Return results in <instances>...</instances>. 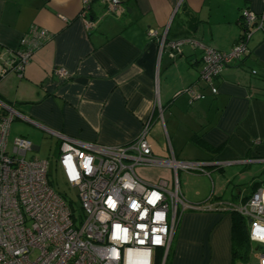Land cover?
<instances>
[{
	"label": "crops",
	"instance_id": "1",
	"mask_svg": "<svg viewBox=\"0 0 264 264\" xmlns=\"http://www.w3.org/2000/svg\"><path fill=\"white\" fill-rule=\"evenodd\" d=\"M119 9L101 0H0V116L14 112L9 134L15 123L13 134L34 152L39 133L58 148L54 134L117 148L149 124L154 157L211 164L177 174L188 204L245 202L264 187V27L252 32L249 53L214 80L215 95L199 78L202 50L169 44L195 40L228 53L241 35L240 12L264 16V0H119ZM32 31L48 39L21 75L1 76ZM57 69L69 78L60 80ZM137 174L151 184L172 177L160 167ZM231 234L232 214L187 209L164 264H249L234 260Z\"/></svg>",
	"mask_w": 264,
	"mask_h": 264
},
{
	"label": "built area",
	"instance_id": "2",
	"mask_svg": "<svg viewBox=\"0 0 264 264\" xmlns=\"http://www.w3.org/2000/svg\"><path fill=\"white\" fill-rule=\"evenodd\" d=\"M109 10L119 12V0H101ZM88 5L89 0H81ZM242 34L228 53L214 50L195 40L170 42L178 51L183 44L199 47L202 67L199 78L215 95L214 80L233 62L248 53L252 32L264 27V16L248 9L240 12ZM150 36L155 32L150 30ZM31 40L8 54L1 76L9 71L21 75L31 56L47 39L42 31H32ZM54 74L69 78L63 69ZM191 99H203L192 90ZM14 112L0 116V264H164L171 242L187 209L236 214L248 223V241L256 246L258 264H264V187L257 188L240 204L211 199L203 206L188 204L181 195L177 174L202 173L211 165L185 162L170 156L154 157L147 134L125 146L110 148L83 143L61 134L57 165L70 188H75L82 213H74L48 181L49 164L27 159L32 144L14 138L9 147L10 124ZM222 166V164H215ZM160 167L172 171L170 179L147 183L139 168ZM161 216L163 218H161ZM159 241V242H157ZM159 264V263H158Z\"/></svg>",
	"mask_w": 264,
	"mask_h": 264
},
{
	"label": "rangeland",
	"instance_id": "3",
	"mask_svg": "<svg viewBox=\"0 0 264 264\" xmlns=\"http://www.w3.org/2000/svg\"><path fill=\"white\" fill-rule=\"evenodd\" d=\"M15 123H13L11 130L12 133L9 134V144L8 146H11V143L14 138H17L18 136L13 134ZM10 132V131H9ZM45 136V138H44ZM38 140L36 144L33 143V145H37L40 147L39 151H30L27 153L26 158H37L39 160H45L49 164L48 168V181L51 186V188L59 194L67 204H70L71 209L73 210L74 217H79V215L82 213L80 210V204L77 197V191L75 188H70L64 181V177L62 173L60 172L58 165H57V158L59 155V148L56 146L55 141L51 140V138L46 137V135H43L41 133L38 134ZM31 143V142H30ZM256 246L253 245V250L249 252V264H255L256 259L254 258V254L259 253L255 250Z\"/></svg>",
	"mask_w": 264,
	"mask_h": 264
},
{
	"label": "trees",
	"instance_id": "4",
	"mask_svg": "<svg viewBox=\"0 0 264 264\" xmlns=\"http://www.w3.org/2000/svg\"><path fill=\"white\" fill-rule=\"evenodd\" d=\"M242 34V30H241ZM241 36V35H240ZM195 140V139H194ZM196 141V140H195ZM203 149L209 150L210 148L200 141H196ZM71 208L70 204H68ZM73 211V210H72ZM232 254L236 261L245 263L248 259L251 249L248 241V225L247 222L240 216L232 214ZM160 264V253L157 254V264Z\"/></svg>",
	"mask_w": 264,
	"mask_h": 264
},
{
	"label": "clouds",
	"instance_id": "5",
	"mask_svg": "<svg viewBox=\"0 0 264 264\" xmlns=\"http://www.w3.org/2000/svg\"><path fill=\"white\" fill-rule=\"evenodd\" d=\"M161 218H163V217L161 216ZM259 238L260 239H264V236H259ZM157 242H159V241H157Z\"/></svg>",
	"mask_w": 264,
	"mask_h": 264
},
{
	"label": "bare ground",
	"instance_id": "6",
	"mask_svg": "<svg viewBox=\"0 0 264 264\" xmlns=\"http://www.w3.org/2000/svg\"><path fill=\"white\" fill-rule=\"evenodd\" d=\"M248 224V223H247Z\"/></svg>",
	"mask_w": 264,
	"mask_h": 264
}]
</instances>
